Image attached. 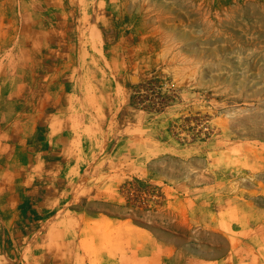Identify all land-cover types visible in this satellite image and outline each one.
Segmentation results:
<instances>
[{
  "label": "rangeland",
  "instance_id": "obj_1",
  "mask_svg": "<svg viewBox=\"0 0 264 264\" xmlns=\"http://www.w3.org/2000/svg\"><path fill=\"white\" fill-rule=\"evenodd\" d=\"M0 264H264V0H0Z\"/></svg>",
  "mask_w": 264,
  "mask_h": 264
}]
</instances>
